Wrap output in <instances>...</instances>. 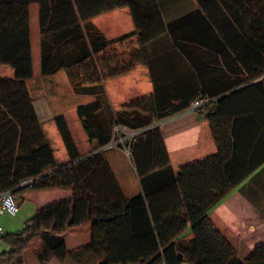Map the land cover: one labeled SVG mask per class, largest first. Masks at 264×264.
I'll list each match as a JSON object with an SVG mask.
<instances>
[{"label":"trees","instance_id":"trees-1","mask_svg":"<svg viewBox=\"0 0 264 264\" xmlns=\"http://www.w3.org/2000/svg\"><path fill=\"white\" fill-rule=\"evenodd\" d=\"M194 2L195 9L167 24L161 0H0V70L14 71L13 77L0 76V194L11 192L17 202L28 190L72 192L38 210L20 233L7 234L3 243L9 250L0 254V264H23L30 250L42 263L54 258L76 264L92 259L100 264H264V245L242 261L210 219L263 160L253 164L241 154L236 128L254 122L236 110L245 107L241 94H258L262 99L247 106L255 109L257 103L264 119V0ZM34 4L39 7L40 75L65 72L74 95L92 98L76 111L90 145L86 155L66 118L53 117L67 162L57 160L29 87L35 78ZM120 9L129 10L135 29L107 39L93 20ZM165 41L196 67L190 75L196 72L199 80L156 86L151 96L113 108L104 84L159 58ZM200 54L214 61L211 66H197ZM209 68L228 83L211 90L204 80ZM205 99L196 112L212 121L214 130L217 119H235L234 155L222 151L176 174L158 124ZM117 126L138 132L116 146H127L135 167L141 191L133 196L125 194L110 163L116 147L105 149ZM86 226L91 227L89 245L69 252L67 233Z\"/></svg>","mask_w":264,"mask_h":264},{"label":"crops","instance_id":"crops-1","mask_svg":"<svg viewBox=\"0 0 264 264\" xmlns=\"http://www.w3.org/2000/svg\"><path fill=\"white\" fill-rule=\"evenodd\" d=\"M193 3H195L194 0H161V4L164 6L161 11L165 23L168 24L172 21H175L181 16L186 15L188 12L195 9L196 6ZM30 11L32 58L35 76L36 74L40 73L41 68L38 5H32ZM93 23L107 39H115L134 31L135 29L133 19L128 9H120L107 15L97 17L93 20ZM165 42L167 45L161 44L160 49L164 48L165 50L159 58L155 59L153 62H150L146 66H141L137 71L122 77H129L128 82H134L135 84L134 86L136 88V93H133L134 95H132V97H136H133L129 101L151 96L154 94L156 86H162L168 83H176L177 85L181 83L186 84L192 80L196 81L197 78L199 80L196 72L194 76L190 75V73H194L196 67L192 65V63L178 48L167 41ZM195 53L199 54L204 52L202 50H195ZM196 61L197 66L200 68H204L206 64L211 66V63L214 62L211 61L210 57H205L204 54H200ZM210 69L211 68H209V70ZM59 75L65 76L66 80L69 82L67 73L60 72L56 76ZM0 76L13 77L14 71L10 68L0 70ZM204 80L205 83L209 84L211 90L213 91L218 89L216 87H219V84L223 83L226 85L228 83L227 78H220V75L216 72H212V70L207 73V76H204ZM116 81L117 80H112L104 84L107 98L113 108H118L124 105L127 103V99L131 97L128 96L130 92L126 91L125 86V90L121 87L116 88ZM179 81H181V83H179ZM228 95L229 94L227 93L225 94V96H227L226 101L230 100ZM218 98L221 99L222 97ZM91 99H89V101ZM239 99L240 104L245 107H240L239 110H236V112L242 111L244 114L246 113L245 115H251V121L254 122V125L250 126L253 123L246 120L245 122H240L239 126L236 128L237 140L241 145V154L243 153L253 164H257L260 160H263L256 165L258 167H256L257 169H254L250 177H248L239 187H237L216 208L211 211L210 219L223 234V236L226 237L233 245L238 257L242 261H247L258 246L264 245V142H262V139L264 138V130L263 127H261V125L264 123V119L258 117L262 110L258 108L257 103L255 105V109L251 108V105L247 106L248 102H252V99H255L256 102L258 99L261 100V96L258 97V94H256L255 97L248 96L247 94L243 96L241 94ZM34 105L40 120H47L45 117L48 115V109H46L44 105L38 107L35 101ZM225 105H227V103ZM224 109L225 111H234L232 107H225ZM60 115L66 117L65 114ZM54 116H56V113L52 112L51 117L53 118ZM212 123L213 122L209 119L200 116L199 112H190L187 110L163 120L158 124L162 131L164 144L169 155L170 163L174 170L176 169L175 164L186 165L188 163L203 160L212 155L219 154L222 151L225 152L227 156L231 157L232 154L234 155L235 140L233 134L235 130V119H217L215 130L213 129ZM77 146L82 155H86L90 152L88 151L87 153H83L80 150L78 143ZM113 150L115 152H110L108 156L112 168L115 171L116 164L117 166L120 164L118 157L121 156L123 152L120 148H115ZM66 156L67 157L63 162L68 161V155ZM128 159L136 173L130 156H128ZM116 175L127 196H133L141 191L137 173L135 182L131 185H125L119 173H116ZM43 193H49V195L52 194L51 198H54L56 201L68 199L72 195L70 190L63 189H53L49 191H43ZM20 209H22L21 206ZM1 222L5 232H7V226L6 224L5 226L3 224L5 220L1 219ZM87 227L88 226H86V229H88ZM23 264H26V259H24Z\"/></svg>","mask_w":264,"mask_h":264},{"label":"rangeland","instance_id":"rangeland-1","mask_svg":"<svg viewBox=\"0 0 264 264\" xmlns=\"http://www.w3.org/2000/svg\"><path fill=\"white\" fill-rule=\"evenodd\" d=\"M107 15V14H104ZM102 15V16H104ZM37 72V71H36ZM40 73L35 75L34 80H32L29 83V87L31 90V94L34 98V101L38 107L41 105H44L46 109H48V115L45 117L47 120H42L45 122L43 123L44 130L46 132V135L50 141V145L53 147L55 156L59 162H63L64 159L67 157V152L65 149V146L63 144V141L59 135V132L57 130V127L54 123L52 116V112L56 113V115L65 114V118L68 121L71 130L74 134V137L80 147V150L83 153H87L90 151V145L87 143L86 135L81 127L80 121L77 117L76 111L78 106L83 105L91 99L89 96H77L74 95L73 90L69 84V82L66 80L65 76L59 75V76H53V77H42L39 75ZM129 77L126 78H118L115 79L116 81V88L121 87L122 89L126 91H129L130 98L127 99L126 102H129L136 92L135 84L134 82H128ZM125 86V88H124ZM131 87V88H130ZM130 88V89H129ZM134 93V94H133ZM130 132H133L132 130H128L125 132H119L115 131L114 135V141L115 145H119L118 139L120 137H130ZM124 138V137H123ZM125 144V143H124ZM122 145V144H121ZM127 148V146H125ZM123 147L122 148V154L118 157L120 164L117 166L116 164V173H119L121 179L123 180V183L125 185L127 184H134L136 179V173L133 170V167L130 164V161L128 159V156L130 154L128 153L127 149ZM118 148V147H116ZM118 150V149H116ZM112 153L115 151L112 150ZM185 165V164H184ZM184 165L182 164H175L176 171L175 173L178 174L181 167ZM233 192V191H232ZM17 198V202H21V208L20 212L17 216H11L9 214H6L2 217L5 222L3 223L4 226L6 224L7 234H16L20 233L25 223L31 219L38 210L42 209L43 207L49 205L50 203L56 202L54 198L52 197V194L49 195V193H43V191H24L21 193ZM43 205V206H41ZM41 207V208H40ZM20 208V207H19ZM38 209V210H37ZM88 229L86 227L72 230L71 232L67 233L66 235V243H67V250L69 252L77 251L81 248L86 247L90 243L91 238V227L88 226ZM9 248L5 243L0 244V254L4 253L5 251H8ZM24 259H26V264H76L75 262H72L70 260H67L65 262H59L56 259L52 258L49 262H39L34 255L33 251H27L24 253ZM83 264H100L97 260H89L85 261Z\"/></svg>","mask_w":264,"mask_h":264},{"label":"built area","instance_id":"built-area-1","mask_svg":"<svg viewBox=\"0 0 264 264\" xmlns=\"http://www.w3.org/2000/svg\"><path fill=\"white\" fill-rule=\"evenodd\" d=\"M208 100L205 99V100H196L191 106L190 108L188 109L190 112H195L196 109L201 106L202 104H204L205 102H207ZM125 132V131H128L127 128L125 127H120V126H117L114 128V132ZM130 137H120L118 139V142L119 144H122L124 145V143H126L128 140H131L133 139L137 134L138 132L137 131H133V132H130ZM116 147L115 145V141H113L112 143H110L107 147H105V149H111V148H114ZM127 149V148H126ZM128 153H129V150L127 149ZM25 184V183H24ZM20 212V208L16 202V199L14 198L13 194L11 192H6V193H3V194H0V244L3 243V240L6 236V232L4 230V227L2 225V222H1V219L4 215L6 214H9L11 216H17Z\"/></svg>","mask_w":264,"mask_h":264}]
</instances>
